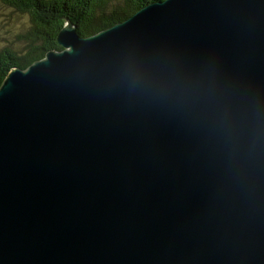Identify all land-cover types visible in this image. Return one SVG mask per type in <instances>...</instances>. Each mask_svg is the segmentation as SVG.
<instances>
[{"label": "water", "instance_id": "95a60500", "mask_svg": "<svg viewBox=\"0 0 264 264\" xmlns=\"http://www.w3.org/2000/svg\"><path fill=\"white\" fill-rule=\"evenodd\" d=\"M0 87V264H264V170L241 186L184 110L128 67L211 72L264 102V0H164Z\"/></svg>", "mask_w": 264, "mask_h": 264}, {"label": "clouds", "instance_id": "9594fccd", "mask_svg": "<svg viewBox=\"0 0 264 264\" xmlns=\"http://www.w3.org/2000/svg\"><path fill=\"white\" fill-rule=\"evenodd\" d=\"M120 79L132 91L187 112L221 147L226 166L238 184L264 170V102L236 94L205 70L187 74L159 67H128Z\"/></svg>", "mask_w": 264, "mask_h": 264}, {"label": "trees", "instance_id": "16d2710c", "mask_svg": "<svg viewBox=\"0 0 264 264\" xmlns=\"http://www.w3.org/2000/svg\"><path fill=\"white\" fill-rule=\"evenodd\" d=\"M30 18L24 51L0 45V87L13 68L28 69L52 50L60 51L57 36L67 20L82 37L93 36L123 22L144 6L164 0H2Z\"/></svg>", "mask_w": 264, "mask_h": 264}, {"label": "rangeland", "instance_id": "374dc122", "mask_svg": "<svg viewBox=\"0 0 264 264\" xmlns=\"http://www.w3.org/2000/svg\"><path fill=\"white\" fill-rule=\"evenodd\" d=\"M30 23L27 14L13 10L0 0V45L2 47L23 52Z\"/></svg>", "mask_w": 264, "mask_h": 264}, {"label": "bare ground", "instance_id": "6f19581e", "mask_svg": "<svg viewBox=\"0 0 264 264\" xmlns=\"http://www.w3.org/2000/svg\"><path fill=\"white\" fill-rule=\"evenodd\" d=\"M56 52H59V51H56Z\"/></svg>", "mask_w": 264, "mask_h": 264}]
</instances>
